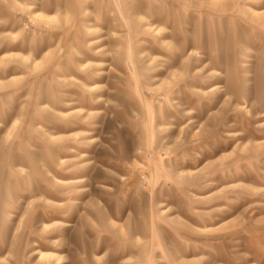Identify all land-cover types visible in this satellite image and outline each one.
Instances as JSON below:
<instances>
[{"label": "rangeland", "instance_id": "rangeland-1", "mask_svg": "<svg viewBox=\"0 0 264 264\" xmlns=\"http://www.w3.org/2000/svg\"><path fill=\"white\" fill-rule=\"evenodd\" d=\"M0 264H264V0H0Z\"/></svg>", "mask_w": 264, "mask_h": 264}]
</instances>
